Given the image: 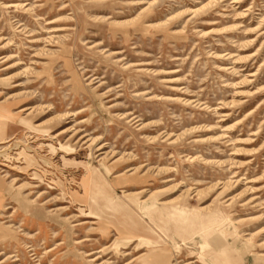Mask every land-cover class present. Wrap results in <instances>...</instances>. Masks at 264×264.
<instances>
[{"label":"rangeland","instance_id":"rangeland-1","mask_svg":"<svg viewBox=\"0 0 264 264\" xmlns=\"http://www.w3.org/2000/svg\"><path fill=\"white\" fill-rule=\"evenodd\" d=\"M0 264H264V0H0Z\"/></svg>","mask_w":264,"mask_h":264},{"label":"bare ground","instance_id":"bare-ground-1","mask_svg":"<svg viewBox=\"0 0 264 264\" xmlns=\"http://www.w3.org/2000/svg\"><path fill=\"white\" fill-rule=\"evenodd\" d=\"M31 109V108H30ZM30 111V110H29ZM135 179V178H134Z\"/></svg>","mask_w":264,"mask_h":264}]
</instances>
